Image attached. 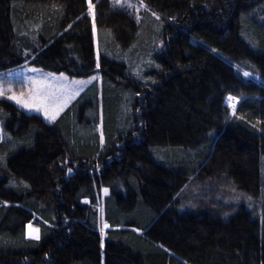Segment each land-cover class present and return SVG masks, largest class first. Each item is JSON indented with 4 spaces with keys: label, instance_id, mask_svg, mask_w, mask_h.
<instances>
[{
    "label": "trees",
    "instance_id": "16d2710c",
    "mask_svg": "<svg viewBox=\"0 0 264 264\" xmlns=\"http://www.w3.org/2000/svg\"><path fill=\"white\" fill-rule=\"evenodd\" d=\"M137 1L140 20L90 0L111 45L133 49L101 59L104 143L94 91L53 123L0 102L10 135L0 139V264H264V0ZM88 9L89 0H0V72L30 61L93 74ZM150 52L144 83L132 61ZM200 177L245 199L191 211L182 191Z\"/></svg>",
    "mask_w": 264,
    "mask_h": 264
},
{
    "label": "rangeland",
    "instance_id": "374dc122",
    "mask_svg": "<svg viewBox=\"0 0 264 264\" xmlns=\"http://www.w3.org/2000/svg\"><path fill=\"white\" fill-rule=\"evenodd\" d=\"M129 4L132 5V7H128ZM117 7L124 8L135 13L137 15L138 20L142 19V11L146 9L145 5L141 2H138L137 0H124V5ZM88 13L91 16V20H92L95 56H96V69H95L96 71L87 77L86 76L75 77L67 73H53V72L45 71L37 66L32 65L30 61H27L22 65L9 68L5 71L0 72V89H2L5 93L3 96H0V102L2 101V102L11 103L28 115H33V114L38 115L46 122L53 123L79 99L85 97L89 92L94 91L98 95L99 111L101 110L99 117V124L96 126V129L100 133L101 142L104 143L105 136L103 135L102 131L105 121L104 103H103L105 80L101 71V59L102 57H107L110 59L119 60V58H117V56L119 55L124 57L125 56L129 57L133 49H130L129 47L127 49H124L116 43L115 44L117 46L116 45L112 46L111 44L113 40H111L110 36L106 35V33L100 31L96 24L95 11L93 5L91 10L88 9ZM151 17L157 19L158 14L153 12ZM93 26H95V30ZM158 48L159 49L157 50V53L164 48V43L161 42ZM153 56L154 55L151 54L150 52V54H148L147 57L143 58L141 62L138 60V58L132 61V63L136 66L134 69L135 72L134 76L136 79L141 80L144 83H148L151 81L150 71L153 69L152 66ZM234 65L236 66L237 71H239V74L246 81L261 82V78L254 72L246 70L243 64L238 65L234 63ZM33 69H35V71H33ZM246 72L249 73L250 75L245 76L244 73ZM93 77H95V79H92ZM37 81H45L54 88H58L62 85H66L69 88L78 90V94L73 95L71 99L67 100V103L64 105L62 110L59 111L55 120L47 119L43 111H36L35 108L32 109L24 108L16 104L14 101L8 99V96L13 94L19 96L23 93L25 96H28L29 93L31 92L33 95H35L37 88V84H36ZM77 82H84V83L80 84ZM8 89H12V92H8L7 91ZM227 103L231 108L232 117L238 116L236 113L235 115L233 114V107L231 106L232 104H234L236 108L237 105L239 104L238 99L235 98L233 101L228 100ZM6 119L7 116L5 114V111L2 108H0V139H2L5 142L10 140V135L4 129V123ZM107 194H108V190L107 192L103 190L102 198L105 197ZM182 195L183 198H186L188 202H190L187 205V208H189V210L194 212H198V211L204 212V211H208V209L216 208L215 206H213L214 204H217L218 207L220 206L226 209L234 208L237 205V203H240L242 202V200L245 199L243 195L238 190H235L230 184H227L223 181H219V182L205 181L203 180V177H200L196 180L193 179L192 182H190L184 188V190L182 191ZM249 199L250 202L254 201L251 198ZM262 212L264 213L263 205H262ZM99 215L101 221L103 222L104 220L103 201H101L99 205ZM30 225L32 226V229H38L36 225L33 224ZM106 229H108V227L105 228L103 224L102 226L103 231L101 230V232L105 233ZM30 231L31 229L28 227L27 228L28 237L34 238L36 234L39 235V232L33 233V235H29ZM103 245H104V241H103ZM103 264H105V262Z\"/></svg>",
    "mask_w": 264,
    "mask_h": 264
},
{
    "label": "snow or ice",
    "instance_id": "6c2138e0",
    "mask_svg": "<svg viewBox=\"0 0 264 264\" xmlns=\"http://www.w3.org/2000/svg\"><path fill=\"white\" fill-rule=\"evenodd\" d=\"M114 6H123L124 0H113ZM128 7H132V5H128ZM92 5L89 0V9L91 10ZM159 19V17H157ZM94 30H95V26ZM213 51H215L213 49ZM99 66V65H97ZM35 71V69H33ZM245 76L250 75L249 73H244ZM92 79H95L93 77ZM77 83H84V82H77ZM37 88H36V94L33 95L31 92L28 96H25L23 93L19 96L13 94L8 96V99L14 101L16 104L32 109L35 108L36 111H43L44 115L49 120H55L56 116L58 115L59 111L62 110L64 105L67 103V100L71 99L73 95L78 94V90L69 88L66 85H62L58 88L52 87L50 84H48L45 81H37ZM8 92H12V89H8ZM5 93L2 89H0V96H3ZM235 98L228 97L229 101H233ZM233 107V114L235 115V105H231ZM3 158L0 157V160ZM105 192H107V189H105ZM105 228L108 227L107 224L104 225ZM29 228L31 229L29 235H33V233H38V229H32V226L29 225ZM103 231V230H102ZM35 239H39V235L36 234L34 236Z\"/></svg>",
    "mask_w": 264,
    "mask_h": 264
},
{
    "label": "water",
    "instance_id": "95a60500",
    "mask_svg": "<svg viewBox=\"0 0 264 264\" xmlns=\"http://www.w3.org/2000/svg\"><path fill=\"white\" fill-rule=\"evenodd\" d=\"M29 226V225H28Z\"/></svg>",
    "mask_w": 264,
    "mask_h": 264
}]
</instances>
